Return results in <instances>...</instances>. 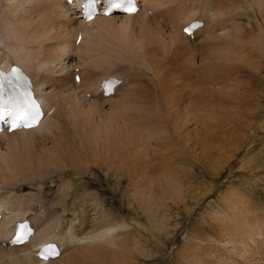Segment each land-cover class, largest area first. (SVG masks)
Wrapping results in <instances>:
<instances>
[{
  "label": "rangeland",
  "instance_id": "374dc122",
  "mask_svg": "<svg viewBox=\"0 0 264 264\" xmlns=\"http://www.w3.org/2000/svg\"><path fill=\"white\" fill-rule=\"evenodd\" d=\"M189 1L191 0H168V4L166 3L164 7H161V9L157 10L158 12L160 11V14L156 12L155 14H153V16L156 15V18L154 17L155 19L153 18L148 22L150 24L147 25V28L149 26L154 27L158 24V27H156V29L154 27L153 29H151V31H149L148 29L140 27V25L146 27L145 24L139 23L136 25V30L134 29V32L137 31L139 34V30L141 28V30L144 32V36L146 37L142 41L143 43L146 42V45L142 46V49L139 50L140 52L142 51L141 53L144 56L146 53H143V50L145 51L146 49L148 51H146L147 54L151 56L149 57L146 54L145 59L150 58L149 60H147L150 64H152H148L146 65L147 67L140 68L142 72H137L138 70H135V73H138V75L135 74L136 76L133 75L134 72L130 73L132 75V79L130 78L132 83L129 86L132 87V84L136 83L135 85L137 87L135 91L137 96H133L129 101V105H124V111H120L122 118L120 119V123L117 124L116 129H111V123H108L109 129L104 125L99 124L98 119L102 115L100 109L93 106H90L89 109V106H87L88 108L85 109L81 114V112L78 110V107L80 106H76L75 109H77V111L74 110V114H71L72 116H67L66 114L63 115L61 112L58 114V127L54 131L55 137L49 136L51 132L50 130L49 132L44 131V135H42V132H38L37 134H23L25 136L24 138L22 134V136L20 134H17L13 138H7L6 142L8 144V155H0V157H2L0 161L3 160L2 164L0 162V164L2 165L1 168H3L5 171H9L12 168H21L22 170H28V168L30 169L32 167V171L37 177L34 178L33 182H40V184H42L41 188H43L42 192H37V195L44 193L48 201L52 200L57 207H60V203L62 206L66 205L62 203V201H64V198L61 199V197L57 193V189L59 187L57 183L61 182V177H67V180L69 181H67L69 183V188L75 190L76 194L73 193L74 199L71 198L69 200V205L72 206L74 210H76L77 207L81 206L80 203H77L76 205L74 203H76L75 200L79 201V199L81 200V197L86 196L84 190H86L87 192L90 191L91 196L93 195V193V196H96L95 193L100 194V198L103 199L105 206L110 209L108 212L109 215L116 218V220L118 221H123V219H125V221L130 226V229L125 233L124 239L126 242L122 248L126 249L127 251L129 248L132 253L128 251L127 254V251H123V249H121L122 252L120 251V253L114 250L113 253H111V256L114 258L113 261H123L122 263L124 264H198L196 258L199 256L200 258L204 259V263L205 260H208L206 261L207 264H222V262L243 264L241 263L240 259H238L239 257L233 253L235 250L231 249L232 246L227 243L229 241V239H227V235L230 231L231 235H235L237 244L244 247V252L246 253L245 256H247L246 259L251 262V264H255L256 261L259 262V264H264V52H261L263 51L262 48H264V35H261L259 33V30L256 26H261L264 24V12L257 13V11H253V9L248 6L253 14H251V12H248V15L245 14L239 18H236V20H233L234 17H232V15L237 12V9L233 10L232 14V12L230 13L226 8V6L230 5V3L232 4V2H227V0L226 2L225 0H210V2H208L204 0L206 3L213 7L215 19L210 22L209 16H196H199L201 19H203L205 27H207V29L211 31L210 36L206 37L208 34L207 32L204 38H201L200 40L197 39L198 41L196 40V42L192 44L186 42V40L180 39L181 41H179V45H183L182 42L184 44L192 45V49L189 50L190 52L186 53L187 56L184 55L183 59L185 62L183 61L182 64V62H180L182 58L180 59V57H178H182V54L177 53V49L175 46L176 43L173 42L172 44L170 42V44H168V38L166 37L167 39H165L163 38V36L165 37L168 32L171 33L170 26L175 24L177 28H179L180 25L186 21V18L201 12L199 9H194L192 7V5L201 3V0H194L195 4H192L191 2L189 3ZM219 5L225 7V9L223 7H219ZM245 5L247 4L245 3L242 8H244ZM217 10L219 11V13ZM222 10L224 11V13ZM262 11L264 10L262 9ZM220 12L222 13V15ZM235 22H238L240 26L235 27L234 29V26L231 25H234ZM250 24L252 29L250 28ZM106 26L110 27V24ZM108 27L102 28L103 30L101 29L99 31L100 34L98 33V35L96 36L97 38L95 39H97L96 41L99 45H96V50L94 49V52H98L99 54H93L92 58L94 59L91 60L92 63L89 62L91 63V65L88 63V66H90L91 69L93 68L94 71L98 69L99 73L101 74L106 71L107 68V71L110 70L112 63L117 64L116 61L118 53L115 52L119 51L125 53V49L127 50V47L128 50H133V48H131L133 44H131V42L127 40L129 39V37L127 36L131 35V30H127V32H124V34L123 32L117 33L119 32V29L112 26L114 30H112V27H110L109 29L112 31L111 33H109L110 30L108 29ZM229 27L233 28L230 32H226L223 35L219 34L223 29ZM107 33L109 35H107ZM176 34L178 35V37H182L179 33ZM99 35L103 38H101ZM108 36H111L110 39H108ZM119 36L122 38H120ZM149 36L153 38L149 39ZM115 37H117L120 41L123 39V37L126 38L125 45H122L124 48H122L121 46L124 39L121 41V44L118 48V40H116L117 38ZM161 38L164 39V43L161 41ZM100 40L102 41V43L105 42V40L108 44H110L111 42L113 46L115 45L114 47L116 49L111 45H107L106 42L104 44H101ZM131 41L134 42L132 39ZM151 41L153 43L155 42V46L150 43ZM147 43L149 46H147ZM157 43L158 46L156 45ZM161 43L163 44L161 45ZM100 45L103 48L105 46L107 47H105L102 51V47H100ZM168 45H170V47ZM97 47H99V49H97ZM161 47H164V50L162 49L163 51H160ZM111 50L113 55H109L111 54ZM106 51L109 52V54ZM129 51H126L127 56L131 53V51L130 53ZM100 52L103 54H101ZM133 53L134 52H132L131 54ZM135 54L138 53L136 52L134 53V55ZM102 55L104 57V60L102 58ZM130 56L134 57L133 55ZM139 56L140 55H135L137 59ZM115 57L116 61H113L115 60ZM97 58H100V61L97 60ZM107 58L109 59V61L106 60ZM176 59L178 61H176ZM72 60L74 61L75 58L73 57ZM98 61L100 62L99 65L97 63ZM139 62L142 63L141 60H139ZM94 63L96 64L94 65ZM189 63L192 64L190 65ZM100 64L102 67L100 66ZM109 64L111 65L109 66ZM175 64L177 65V67ZM185 64H189V68ZM95 67H97V69ZM99 67L102 69H100ZM186 69H188L190 73H188ZM74 72H77L76 69L74 70ZM99 73H96L95 75H100ZM160 74L168 75L166 76L168 77L166 79V82L168 81L166 85L167 87L165 86V92L167 93H165L167 95L165 96V101L167 102L166 111L162 112L157 110L156 105H158L159 97L156 96L155 92L156 84L158 83V85L160 86V82L158 81H160V79L163 80L161 77L159 79ZM173 74L174 77L172 79ZM156 75H158V78L156 77ZM177 77H180L182 79L181 83H176ZM71 82H73V80ZM139 84L141 85L140 87ZM129 89L130 88L126 89V91H128ZM145 89L148 90L149 93L153 91V95H148L149 93H147V96H145L144 98L142 96V98L138 100V96H140L141 94H145ZM69 94L70 93H68L67 91L64 93V95L66 96H69ZM149 97L151 99H149ZM174 99H176L177 101ZM175 102H177L179 105V107L177 106V111L172 110L171 108L172 106H176ZM248 108L251 110H249ZM246 110L250 112H247ZM147 111H151L150 113H147V117L149 116V118L147 119H149V121L151 122V128L153 127L152 129L149 128V130L151 129V137L153 136L152 141L155 140V143L157 141L155 138L159 136L158 140H160V142L159 144L153 145V149L151 150L144 149L143 151H140L139 148L137 150L135 149L137 152L136 153L133 152L135 151L133 150L135 146L131 145V140L129 141L130 137L125 127H131L134 130H137L139 127H143V122H149H145V113ZM171 112L173 113V115ZM184 112H189L190 118H192V116H194V119L196 118L195 120L192 118V123L193 121H195L193 126L197 129L198 136L200 135V143L208 150L209 158H207L208 154L204 152V157L201 163H195L193 159V161L191 160L190 152L184 147L183 143L179 144V141H181L178 140L179 138L177 139V141H175L177 138V133H175V131H177L175 128V123L177 121L180 122L185 118L182 117ZM210 112L212 113L210 114ZM142 113L143 115H141ZM99 114L101 115L99 116ZM248 114L251 116H249ZM160 115H162L163 117ZM205 117H207L209 120L211 119V122H209ZM87 121H89V123ZM189 121L190 120L187 119L188 124L190 123ZM162 122H164L165 124H163ZM90 123L91 127L96 126L98 128L99 132L101 133V137L100 139H96V141L92 140L93 138H90L89 135H86L85 133V138L83 142H81L79 137L82 135L81 132L84 131V125L88 126ZM201 123L203 126L200 125ZM131 124H133V126ZM93 128L94 127H92L91 129ZM106 128L107 130H105ZM157 130V133H159L160 135L155 133ZM237 130L240 132L238 133ZM72 132H74V134ZM151 132H154L155 134H152ZM77 133L78 135H80L79 137L76 136ZM168 135L169 137L166 138ZM235 135L241 138L237 140L235 138ZM74 136L76 138H74ZM103 136L105 137L103 138ZM172 136L173 138H171ZM126 137L129 139H127ZM26 138H29L30 140ZM169 138L170 140H168ZM24 139L32 142V144L29 145V143ZM23 140L25 143L23 142ZM43 140L44 142H42ZM127 140L129 143L127 142ZM108 143H112L113 145H110ZM165 143H169L167 145V149L164 150V147L161 148V146L159 148V145H165ZM242 143L244 144L242 145ZM81 144H83V147L81 146ZM240 145H242L243 147L241 146V150L237 151ZM37 148L39 149V151ZM30 149L32 152L30 151ZM108 149H111L112 151L110 150V152ZM129 149L130 152L128 151ZM15 150H17L16 154ZM107 152L111 155L109 154L108 156ZM217 152L221 154L218 155ZM31 153H33L34 157H37H32ZM145 153H153L152 156L155 155L154 157H149L151 161H149L150 167H157L156 169L159 168L158 170L162 172L167 171V169H169L170 171L172 170L173 172L171 171V173L174 174V177L172 175L166 176L165 174L164 177H162L157 173H149V175L145 176L148 173L144 174L142 172L145 171V168L148 169V167L145 166L144 168V165H142L144 164V162L140 163V158ZM170 153L171 155L175 156H173V158L169 161L167 159V156ZM13 154L16 155L15 158V155ZM113 155L118 156V158ZM230 155L234 156V159L232 160L229 158L228 161L232 160L234 162H232L227 169L225 168L224 170H221L223 167L219 168L220 162H222L224 158ZM135 156L137 157L135 158ZM89 157L90 159H88ZM106 157H108V159H106ZM104 159L105 161L107 160V163L104 161ZM205 159L209 162H207V164L209 165L208 169L202 167L203 163H205ZM71 160L73 161L71 162ZM108 160H111V163H109ZM172 160H174L176 163ZM153 162L154 164L152 165ZM170 162L173 165L170 164ZM108 163L109 167L105 169L106 166H108ZM6 164L8 165L6 166ZM84 165L87 166L85 167ZM116 165H118V167ZM174 165L175 167H173ZM54 166H56L57 168ZM81 166L84 168H82ZM99 167H101L100 170ZM39 169L41 170V172L39 171ZM81 169L83 171L84 169L88 171H86V175L85 172L81 171ZM43 170H45L46 172L50 171L49 173H47V177L45 171ZM209 170L212 171V174H210ZM51 171L54 174H51ZM106 171L108 173H106ZM81 172H83V174ZM141 173L143 174L142 177H140V175H142ZM106 176L108 177L106 178ZM148 177L151 179H149ZM176 177L177 179L175 181ZM152 180H155V182H153L154 184H152ZM168 180L170 181V184L172 181L171 185L169 184ZM53 181L55 184L53 183ZM159 182L160 184H158ZM139 184L140 189H138ZM176 184H178V186L181 188L176 186ZM23 186V192L30 190V188L28 187L29 183H25ZM137 186L138 188L136 190L135 188ZM141 186H144L145 189ZM168 186L170 188H168ZM171 187L173 189L175 188V190H173ZM23 188H25L26 190ZM132 190L136 191L133 192ZM170 190L172 192H170ZM143 191H146V195ZM177 192H180L181 194H178ZM140 193L142 194L141 196H139ZM147 196L151 199L147 198ZM142 199H144L145 201L149 199V202L151 200L152 202H143L141 201ZM236 201H241L242 203H244L246 205V208L252 211L251 213L254 212L253 215L255 217L260 211L261 214H259V216L262 217V219H259V224L255 225L257 229H251L250 231H247L248 226L245 225L246 223H239L235 226L232 225V231L229 229L224 230L220 233V230L216 227V224H218L216 223L218 222L216 220L218 218L220 220H228L229 216L226 215H229V213L233 210H238L235 204H233V202ZM148 204H151L152 208L151 205ZM69 205H67L66 207H68ZM70 206L67 208L68 210L69 208L70 210H72V207ZM146 209H150V213L147 214L146 211L149 212V210ZM89 213H92L90 216L94 215L93 211H90ZM153 222L157 224L155 225L153 224ZM154 228L157 230H155ZM220 236L222 238H220ZM225 238L227 239V241H224ZM134 240L136 241L134 242ZM245 243H253L252 249L248 250L249 245ZM135 245H139L138 248ZM84 250H81L82 253H80L81 255H83L84 252H87V256L85 254L84 256L79 257V253L77 258L71 259L70 262L65 261L64 264H80L79 262H82L81 264H88V262H90V264H93L94 261H92V259H96L95 262L99 260V264H105L113 259H110L111 256L108 255V252H111V250H107V252H105L106 250H103L105 254L102 251V254L100 253L101 255H98L99 259L98 256L92 257L93 255L88 249L87 251L86 249ZM116 252L118 254L117 257H120V259L118 258L117 260H115ZM241 252H243V249ZM227 253L230 255V257L226 262ZM106 256L108 258H106ZM82 258L86 261V263L82 260ZM254 258L256 261H254ZM103 259L104 261L108 262L104 263ZM75 261H77L78 263H75Z\"/></svg>",
  "mask_w": 264,
  "mask_h": 264
},
{
  "label": "bare ground",
  "instance_id": "6f19581e",
  "mask_svg": "<svg viewBox=\"0 0 264 264\" xmlns=\"http://www.w3.org/2000/svg\"><path fill=\"white\" fill-rule=\"evenodd\" d=\"M201 1H202L201 3H197L196 5H192V7L194 9H199L201 11L200 13H196L193 16L186 18L185 19L186 21L185 22L183 21L184 23L181 24L179 28H177V26L175 24L170 26L171 27L170 28L171 33L168 32L165 37L163 36V38H165V39L168 38V41H167V42H169L168 44H170V42L172 44H173V42L176 43L175 46L177 49V53L182 54V57L178 56V57H180V59L182 58L180 60V62H182V64L184 61V59H183L184 55H186L187 52L188 53L190 52L189 50L192 49V47H191L192 45L184 44L183 42H182L183 45H179V41H181L180 39L186 40V42H189L192 44V43L196 42L197 39L200 40L201 38H204V36H206L207 32H208V34L206 37L210 36L211 31L208 30L207 27H205L203 19H201L199 16H196V15L206 16V17L209 16L210 22H212V20L215 19L214 13H213L214 12L213 7L205 2V1L210 2V0H205V1L201 0ZM167 2H168V0H139L138 1V3H139L138 4L139 5L138 11L132 15H127V14H125V12L124 13L112 12L110 15L105 16L102 14V10L104 9V6H100L99 8L101 9V11L99 13L95 14V16L91 20L86 21L85 16L82 13V8L80 7L78 0H71V1L70 0H0V63L3 65H7V66H10L13 63H18L21 66H23L26 74H28V76H29V79L27 78L26 80H27V82H29L28 84H31L32 90L34 91V93L36 94L38 99L41 101L42 106H43V111H44L43 118L36 127L31 128V129H27V130H19L18 129V130H15L13 132H9V133H6V132L0 133V155L5 156L7 154V149H8V144L6 142L7 138H13L17 134H20V135L21 134L22 135L23 134H33V133L37 134L38 132L43 133L44 131L49 132L51 130L49 136H54V134H55L54 131L58 127V121H57L58 114L61 112L63 115L66 114L67 116H70L74 112V110L77 111V109H75L76 106H80V107H78V110L81 112V114L85 109L88 108L87 106H89V109H90V106H93V107L100 109L102 112V115L99 114V116L101 115L98 119L99 124H102L109 129L108 123H111V129H116L117 124L120 123V119L122 118L121 112L124 111V105L128 106L130 99L135 95L137 96L136 91H135V89L137 87L135 85L136 83H133L134 86L132 84V87L129 86L132 83V81L130 80L132 75L130 73L134 72L133 75H135V74L138 75V73H135V70H138L137 72H139V71L142 72L140 68L147 67L146 65L152 64V63L150 64L148 61L150 58L145 59V56H146L148 51L146 49H145V51L143 50V53H146L144 56L141 53L142 51L140 52V50H139V49H142V46L146 45V42H144L145 44L142 42L144 40V38H146V37L144 36V34H143L144 32L141 30V28L148 29L149 31H151V29H153L154 27L156 29V27H158L157 26L158 24L154 27L149 26L147 28V25L150 24L148 22H149V20L153 19L154 17L156 18V15L153 16V14L158 12L157 10L161 9V7H164V5ZM190 2L192 4H195L194 0L189 1V3ZM225 2H226V0H225ZM227 2H232V4L230 3V5L226 6L227 11H229L231 13L233 10L237 9V12L234 15H232V17H234L233 20H236V18H239L242 15H245V14L248 15V12H251V14H253V12L249 9V7L251 9H253V11L254 10L257 11V13H263L264 12V11H262V9L264 10V0H233V1L227 0ZM245 3L247 5H245L244 8H242ZM216 6H218V5H216ZM219 7H223V6L219 5ZM223 8L225 9V7H223ZM201 9H203V10H201ZM159 12H158V14H160ZM218 13H219V11H218ZM223 13H224V11H223ZM158 14H157V17H158ZM232 14H233V12H232ZM221 15H222V13H221ZM184 17H185V15H184ZM248 18H250V17H248ZM194 20L202 22V25L197 27L196 29H194L190 35H188V36L185 35L182 32L183 28ZM132 21H133V23H132ZM139 23L145 24L146 27L140 25V27H141L139 30L140 33L138 34L137 31H136L137 33L134 32V29L136 30V25ZM108 24H110V27H112V26L117 27L119 29V32H117V33L123 32V34H124V32H127V30H131V35L127 36V37H129V39H127V40L130 41L131 44H133L131 46V48H133V50H130V49L129 50L131 51V53L137 52L138 54H135V55L136 56L140 55V56L137 59L135 57L134 53L133 54L130 53V51L128 50V47H127V50L125 49V53H122L119 51L115 52V53H118L117 54V61H116V57H115V60H113V61H116L117 64L116 63H112V65L109 64V66L111 65L110 70L107 71V69H108L107 68L106 71H104V72L102 71L103 73L101 74V73H99L97 67H95L97 70L94 71L93 68L91 69L90 66H88V63L91 62L92 59H94V58H92L93 54L94 55L99 54L98 52H96V53L94 52L96 45H99V44H97V41H96L97 39H95V38H97L96 36L98 35L99 31L102 28L108 27V26H106ZM166 25H167V23H166ZM231 26H234V29H235V27H239L240 25L238 22H235L234 25H231ZM256 26L259 30V33L261 35H264V24L261 26H258V25H256ZM110 27H108V29ZM113 27H112V30H114ZM230 27L223 29L219 34L223 35L226 32H230L233 29ZM175 28H177V29H175ZM250 28L252 29L251 24H250ZM112 30H110L109 33H111ZM220 30H221V28H220ZM105 31H106V29H105ZM115 32H116V30H115ZM159 33H162V32H159ZM176 33H179L182 37H178V35ZM254 33H256V32H254ZM101 34H103V33H101ZM107 35H109V34L107 33ZM78 36L80 38H79L78 43L76 44L75 42H76V39L78 38ZM110 37L108 36V39H110ZM101 38H103V37H101ZM115 38H117V37H115ZM120 38H122V37H120ZM152 38L153 37L149 36V39H152ZM163 38H161L162 42L164 41ZM123 39H122L123 41L121 40L122 44H121V41L118 40V38L116 39V40H118V43H117L118 48H119L120 44H121V46L123 44L125 45L126 38L123 37ZM131 39L134 42H132ZM105 42L107 45L113 46L111 42H110V44H108L106 40H105ZM105 42L102 43V41H101V44H104ZM113 43H114V41H113ZM150 43H152L155 46V42L153 43L151 41ZM163 43H161V45ZM156 45L158 46V43ZM147 46H149L148 43H147ZM168 46L170 47V45H168ZM100 47H102V46L100 45ZM105 47H107V46H105ZM104 48L102 47V51L104 50ZM122 48H124V47L122 46ZM122 48H121V50H122ZM97 49H99V47H97ZM162 49L164 50V47L163 48L161 47L160 51H163ZM262 49H263V51H261V52L263 53L264 48H262ZM151 50H153V49H151ZM126 51H129L130 55H133L134 57L130 56L129 54H128V56H129L128 57L126 54L127 53ZM107 53L109 54V52H107ZM119 53H121V54H119ZM157 53H158V51H157ZM101 54H103V53H101ZM109 55H113L112 50H111V54H109ZM165 55H166V53H165ZM147 56H149V55L147 54ZM73 57L75 58L74 61L72 60ZM153 57H152V59H153ZM102 58L104 60L103 55H102ZM108 58L106 60L109 61ZM191 59H193V58H191ZM194 59H195V57H194ZM97 60L100 61V58H97ZM139 60H141L142 63H140ZM99 61L97 62L98 65L100 63ZM155 61H156V59H155ZM176 61H178V60L176 59ZM91 63H89V64L91 65ZM106 63H109V62H106ZM192 63H193V61H192ZM95 64L96 63H94V65ZM171 64H172V62H171ZM189 64H185V65H187V67H188ZM100 66H101V64H100ZM176 67H177V65H176ZM195 67H197V66H195ZM75 69L77 72H74ZM100 69H102V68H100ZM103 69H105V68H103ZM71 71H72V73H71ZM186 71H188V69H186ZM93 72H95V73H93ZM96 73L97 74L99 73L101 76L95 75ZM188 73H190V72L188 71ZM75 75L79 76L78 82L74 81ZM157 76L158 75H156V77ZM166 76H168V75L160 74L159 79L161 77L163 80L160 79V81H158V82H160V86L158 85V83L155 86L156 87V91H155L156 96L159 97L158 98L159 102L157 101L158 105H156V106H157V110H159L160 112L166 111V103L167 102L165 101V99H166L165 96H167L166 95L167 93L165 92V86L168 83V81L166 82V79L168 78ZM113 77H117L119 79V83H117V85H114L115 87L111 93L105 94L104 89L101 86L106 85V83L103 84L104 81L105 82L112 81ZM147 77H148V75H147ZM147 77H146V79H147ZM173 77H174V74L172 75V79H173ZM94 79H96V80H94ZM169 79H170V77H169ZM72 80H73V82H71ZM152 81H154V80H152ZM181 81H182V79L180 77H177L176 83H181ZM135 82H136V80H135ZM140 86L141 85L139 84V87ZM128 88H130V89L128 91H126V89H128ZM145 88H146V86H145ZM66 91L68 93H70L69 96L64 95V93ZM147 93H149V92H148V90L145 89V94H141L140 96H138L139 97L138 100H140V98H142V96H143V98L145 96H147ZM151 93H149L148 95H153V91ZM150 97H149V99H151ZM174 100H176V99H174ZM175 105L176 106H172L171 108H172V110L177 111L179 105L177 102H175ZM127 106H126V108H127ZM249 110H251V109H249ZM150 112L151 111H147L145 113L146 114L145 122L149 121V119H147V118H149V116L147 117V113H150ZM247 112H250V111H247ZM211 113L212 112H210V114ZM141 115H143V113ZM172 115H173V113H172ZM88 116H90V115H88ZM160 116H162V115H160ZM249 116H251V115H249ZM182 117H185V118L182 119L180 122L177 121L175 123V128L177 130V131H175V133H177V136H176L177 138L175 141H177V139L179 138L178 140H181V141H179V144L183 143L184 147L190 152L191 160L193 159L195 161V163L196 162L201 163L203 160V157H204L203 153L206 152V154H208V150L200 143L201 142L199 140L200 135L198 136L197 129L193 126L195 121H193V123H192V118L194 116H192V118H190L189 112H184ZM203 117H202V119H203ZM205 118L208 119L207 117H205ZM251 118H253V117H251ZM142 119H143V117H142ZM187 119L190 120L189 124L187 122ZM210 120L208 119L209 122H211ZM89 121H87V122L89 123ZM85 123H86V121H85ZM91 123L88 126L84 125V131L81 132L82 133L81 136L78 135V133H77V135L75 134L78 137L80 136L79 139L81 140V142H83V140L85 138V136H84L85 133H86V135H89L90 138H93L92 140L100 139L101 133L99 132V130L96 126H92L94 128L91 129L92 128ZM146 123L143 122V124H142L143 127H139L137 130L135 129L137 132L134 129H132L131 127H128V128L125 127V129L128 132L130 139L127 137L126 138L129 139V141L131 140L130 141L131 145L135 146L133 150H135V149L137 150L138 148L140 151H143L144 149L151 150V149H153V145L159 144V142H160V140H158L159 136L155 138L157 140L155 143H154L155 140L152 141L153 136L151 137L150 130L153 127L151 128V126H150L151 122L150 121L146 122ZM162 123L165 124L164 122H162ZM160 124H161V122H160ZM97 125H98V123H97ZM131 125L133 126V124H131ZM200 125H202V123ZM239 126H240V124H239ZM107 128L105 130H107ZM149 128H151V129L149 130ZM191 128H194V129H191ZM78 129H77V131H78ZM158 130L156 132L155 131L154 132L157 133ZM238 130H237V132L239 133L240 131H238ZM147 132H149V133H147ZM218 132H220V131H218ZM72 133L74 134V132H72ZM157 134H159V133H157ZM42 135H44V133ZM42 135H41V137H42ZM166 135H167V133H166ZM49 136H47V137H49ZM24 137L25 136L23 135V138ZM71 137H73V136H71ZM78 137H77V139H78ZM104 137L105 136H103V138ZM168 137H169V135L166 138H168ZM74 138H76V137L74 136ZM103 138H101V139H103ZM171 138H173V136ZM235 138L238 140L241 137H237L235 135ZM26 139L30 140L29 138H26ZM45 139H47V138H45ZM13 140H15V139H13ZM17 140H18V138H17ZM24 140H23V142H24ZM92 140H90V141H92ZM168 140H170V138ZM25 141H27V140H25ZM243 141H244V138H243ZM27 142L29 143V145L32 144V142H30V141H27ZM42 142H44V140ZM127 142H128V140H127ZM16 143H17V141H16ZM166 143H165V145H159V148L161 146V148L164 147V150L167 149V145L170 143V141L168 144H166ZM244 143H242V145ZM18 144H19V142H18ZM108 144L111 145L112 143H108ZM82 145L83 144H81V146ZM242 145L239 146L237 151L241 150ZM29 148H31V147H29ZM17 150H15V154H16ZM108 150L110 151L111 149H108ZM136 150L133 152H136ZM30 151H31V149H30ZM33 151H35V150H33ZM38 151H39V149H38ZM128 151L130 152V149ZM117 152H118V150H117ZM181 152H182V150H181ZM189 152H187V153H189ZM232 152H233V150H232ZM11 153H12V151H11ZM15 154H13V155H15ZM37 154H39V153H37ZM107 154H108V152H107ZM109 154H108V156H109ZM152 154L153 153H145L140 158V163L144 162V164H142V165H144L143 167L144 168H145V166L148 167V169H146V168L144 169L145 171L142 170L143 171L142 173H144V174L148 173L145 176L149 175V173H151V174L157 173L158 175H160L162 177H164V174L166 176H170V175L173 176L174 174L171 173L172 170L170 171L169 169H167V171L162 172V171L158 170L159 168L156 169L157 167L156 168H154L153 166L150 167V165H149L150 158L149 157H151ZM220 154L218 153V155H220ZM31 155H32V157H34L33 153H31ZM43 155H45V154H43ZM134 155H136V154H134ZM27 156H28V154H27ZM113 156H115V155H113ZM154 156H152V157H154ZM173 156H175V155H171V153H170L167 156V159L170 161L173 158ZM15 157H16V155L14 156V158ZM36 157H34V158H36ZM115 157L118 158V156H115ZM136 157L137 156H135V158ZM114 158H113V160H114ZM207 158H209V154H208ZM229 158L233 160L234 156L230 155V156H227L226 158H224L222 162L219 161L220 162L219 168L223 167L221 170H224L225 168L227 169L231 165V163L234 162L232 160L228 161ZM0 159H2V157H0ZM8 159H7V161H8ZM11 159H12V157H11ZM42 159H43V157H42ZM48 159H49V157H48ZM88 159H90V157ZM106 159H108V157H106ZM26 160H27V158H26ZM72 161L73 160H71V162ZM104 161H105V159H104ZM172 161H174V160H172ZM0 162L2 164L3 160ZM32 162H33V160H32ZM81 162H83V161H81ZM105 162L107 163V160ZM108 162L111 163V160H108ZM115 162H116V159H115ZM207 162H208V160L205 159V163H203V166H202L205 169L209 168V165L207 164ZM9 163H11V162H9ZM106 163H105V165H106ZM109 163L107 164L108 166H106L105 169H107L109 167ZM1 164H0V264H64L65 261L70 262L71 259L77 258L78 254L81 252V250H84V249H86V251L88 249L90 251V253L93 255V256L91 255L92 257L98 256L103 250H106L105 252H107V250H111V252L110 251L108 252V255L111 256V253H113L114 250H116L117 252L120 253L121 249H123L122 247L126 242L124 239L125 233L130 229V226L125 221V219H123V221H118V220H116V218L111 217V215H109L108 212L110 209L105 206L103 199L100 198V194L95 193L96 196H93L94 195V193H93V195L91 196L90 191L87 192L86 190L83 189L85 191L86 196L84 197L83 196L84 194H83L82 196L84 198L81 197V200L79 199V201L75 200L76 203H74V204L76 205L77 203H80L81 206L77 207L78 210L77 209L74 210L73 207L69 205V200L71 198L74 199L73 193H75V190H72L69 188V183H68L69 181L67 180L68 179L67 177L66 178L61 177V182L57 183V185H59V187L57 189V193L61 197V199L64 198L63 199L64 201H62V203H64V205L65 204L66 205L62 206L60 203V207H57L56 204L53 203L52 200L48 201V199L46 198L44 193L37 195V192H42L43 188H41L42 184H40V182H37V183L35 181L33 182V180L36 176H35L34 172L32 171V169H33L32 167L30 168L31 171L29 168H28V170H26V169L22 170L21 168H12L9 171H7V170L5 171L3 168H1L2 167ZM3 164H5V163H3ZM8 164H6V166ZM82 164H84V163H82ZM153 164H154V162L152 163V165ZM170 164H172V163L170 162ZM175 165H177V164H175ZM175 165L173 167H175ZM26 166H27V164H26ZM30 166H32V165H30ZM116 166L118 167V165H116ZM210 166H211V164H210ZM54 167H56V166H54ZM82 168H84V167H82ZM100 168L101 167H99V170H100ZM219 168H217V169H219ZM40 169H39V171L41 172ZM88 169H89V167H88ZM43 171H45V170H43ZM81 171H83V170L81 169ZM86 171L87 170H85V169L83 171V172H85V175H86ZM49 172L45 171L46 177H47V173H49ZM83 172H81V173L83 174ZM52 173L53 172L51 171V174ZM90 173H92V172H90ZM106 173H108V172L106 171ZM114 174H116V173H114ZM210 174H212V171H210ZM213 174H214V172H213ZM41 175H42V173H41ZM142 176H143V174L140 175V177H142ZM107 177L108 176H106V178ZM149 179H151V178H149ZM176 179H177V177L175 178V181H176ZM42 181H43V179H42ZM153 182H155V180L154 181L152 180V184H154ZM25 183H29L28 187L30 188V190L23 192L22 187H24L23 185ZM53 183H54V181H53ZM175 183H177V182H175ZM158 184H160V182ZM169 184H170V181H169ZM171 184H172V181H171ZM145 185H146V183H145ZM144 186H141V187L144 188ZM176 186H178V184H176ZM137 188H138V186L135 189L137 190ZM143 188H142V190H143ZM168 188H170V187L168 186ZM179 188H181V187H179ZM116 189H117V187H116ZM138 189H140V184H139ZM136 190H132V191L134 192ZM142 190H140V191H142ZM173 190H175V188ZM110 191H112V190H110ZM170 192H172V191L170 190ZM141 193L139 196L142 195ZM137 194H138V192H137ZM145 195H146V193H145ZM148 195H150V194H148ZM147 198H149V197L147 196ZM149 199H151V198H149ZM149 199H147L146 201L144 199H142L141 201H143V202L148 201L149 202ZM154 201H153V203H154ZM161 201H163V200H161ZM151 202H152V200L149 203H151ZM239 202H241V201L233 202V204H235V206L237 207L238 210H233L232 212L229 213V215H226V216H229L228 220H220L219 218L216 220V221H218V222H216V223H218V224H216V227L220 230V233L223 232L224 230H229V229L232 231V228H231L232 225L235 226L239 223H241V224L246 223L245 225L248 226L247 231H250L251 229H257L255 225L259 224V222H260L259 219L260 220L262 219V217L259 216V214H261V212L259 211L257 213V215H256L257 218H256L253 215L254 212L251 213L252 211L249 210L248 208H246V205L244 203L241 202L242 203V205H241V203H239ZM67 205L72 207V210H70V208L68 210L67 208L69 206L66 207ZM148 205H151V204H148ZM156 206H158V205H156ZM112 207H114V206H112ZM151 208H152V205H151ZM146 210H149V212ZM146 210H144V211H146L147 214L150 213V209H146ZM90 211L91 212L93 211L94 215L90 216L92 214V213H89ZM153 211H155V210H153ZM106 220H108V221H106ZM19 221H28L30 226L32 227V232L30 233V235L28 236V238L25 241H23L21 243H13L12 237H13L14 232L16 230V224ZM153 224H155V222H153ZM158 224H160V223H158ZM155 228H157V227H155ZM155 230H157V229H155ZM220 238H222V237L220 236ZM227 239H229V241L227 243H229L232 246L231 249L235 250V251L233 250L234 251L233 253L239 257L238 259H240L241 263L251 264V262H249L246 259L247 256H245L246 253L244 252V247L242 245L237 244L235 235L234 234L231 235L230 231L228 232ZM227 239L225 238L224 241L225 240L227 241ZM135 241L136 240H134V242ZM137 241H138V239H137ZM222 241H223V239H222ZM46 243H51V245L55 246L59 250L57 256L50 257L48 259H46V258L41 259L38 257L39 249L41 248L42 245H44ZM130 243H132V242H130ZM137 243H135V244H137ZM139 243H140V240H139ZM245 244L249 245L248 250L252 249L253 243L252 244L245 243ZM135 246H137V245H135ZM138 246H137V248H138ZM242 249H243V252H241ZM124 250L127 251L126 249H123V251ZM89 251H88V253H89ZM128 251H130L129 248H128ZM128 251L126 252L127 254H128ZM105 252L103 251L104 254H105ZM117 252H116V254L114 253L115 254V260H117L118 258L120 259V257H117V255H118ZM130 252H129V254H130ZM81 253H80L79 257L84 256L87 252H84L83 255H81ZM86 256H87V254H86ZM91 256H90V258H91ZM99 256H98V259H99ZM119 256H120V254H119ZM256 256H255V258H256ZM229 257H230V255L227 253L226 262L229 260ZM83 258H82V260H83ZM101 258H103V257H101ZM106 258H108V257L106 256ZM111 258H113V257L111 256L110 259ZM255 258H254V261H256ZM95 260L92 259V261H94L95 264L96 263L99 264V260H97V262H95ZM113 260H114V258L108 262V261H104V259H103L104 263L108 262L105 264H124V263H122L123 261H113ZM126 260H127V258H126ZM203 260L204 259L200 258L199 256L196 258V261L198 264H207L206 261H208V260H205V263ZM72 261H71V263H72ZM83 261L86 263L85 260H83ZM89 261H90V259H89ZM76 262L77 261H75V263ZM79 263L81 264L82 262H79ZM223 263L224 264H227V263L228 264L229 263L230 264H236V263H232V262H227V263L222 262V264ZM88 264H90V262H88ZM255 264H259V262L256 261Z\"/></svg>",
  "mask_w": 264,
  "mask_h": 264
},
{
  "label": "snow or ice",
  "instance_id": "6c2138e0",
  "mask_svg": "<svg viewBox=\"0 0 264 264\" xmlns=\"http://www.w3.org/2000/svg\"><path fill=\"white\" fill-rule=\"evenodd\" d=\"M116 6H119L118 4ZM130 10V9H129ZM0 87H2V83H0Z\"/></svg>",
  "mask_w": 264,
  "mask_h": 264
}]
</instances>
